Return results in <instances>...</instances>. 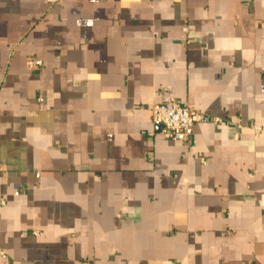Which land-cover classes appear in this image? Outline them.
Masks as SVG:
<instances>
[{
  "label": "crops",
  "instance_id": "1",
  "mask_svg": "<svg viewBox=\"0 0 264 264\" xmlns=\"http://www.w3.org/2000/svg\"><path fill=\"white\" fill-rule=\"evenodd\" d=\"M0 264H264V0H0Z\"/></svg>",
  "mask_w": 264,
  "mask_h": 264
},
{
  "label": "built area",
  "instance_id": "2",
  "mask_svg": "<svg viewBox=\"0 0 264 264\" xmlns=\"http://www.w3.org/2000/svg\"><path fill=\"white\" fill-rule=\"evenodd\" d=\"M39 60L29 61V67H39ZM150 118L154 125L160 128V134L172 141L190 143L193 128L196 123L220 124L219 118H212L201 112L190 110L186 105L177 103L173 99L154 104L150 110Z\"/></svg>",
  "mask_w": 264,
  "mask_h": 264
}]
</instances>
